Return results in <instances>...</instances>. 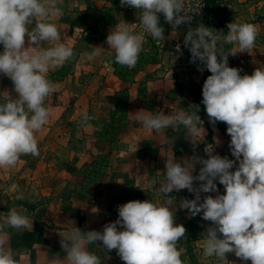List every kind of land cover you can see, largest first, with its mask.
Masks as SVG:
<instances>
[{"label": "crops", "instance_id": "0c3cea01", "mask_svg": "<svg viewBox=\"0 0 264 264\" xmlns=\"http://www.w3.org/2000/svg\"><path fill=\"white\" fill-rule=\"evenodd\" d=\"M58 6L64 15L47 22L57 26L61 36L58 43L72 48L75 55L47 73L56 89L45 100L48 122L35 133L39 156L22 155L15 166L0 167V224H5L13 208L33 220L32 230L5 227L0 232L18 264H67L60 241L72 226L82 231H103L105 224L118 218V205L148 199L164 204L166 198L158 186L166 180L165 162L172 152L177 162L194 155L207 158L205 149L235 159L229 148L227 125L217 122L213 127L209 122L202 104V87L211 73L207 69L201 73L199 62H190L191 53L183 45L185 31L177 28L173 36L163 14H159V22L164 28V41L152 39L144 28L133 31L132 23L140 12L122 7L120 0H58ZM233 22L252 23L258 29L253 50L229 56V67L242 69V76L251 75L256 68L264 67V0H228L226 4L211 0L207 12L193 27L202 23L222 29L226 35L227 24ZM115 25H127L133 33L145 37L134 68L114 62L106 38ZM34 26L35 22L30 27ZM25 40L27 47V36ZM179 43L182 52L174 50ZM51 46L50 42L41 45ZM94 46L105 50L100 57L88 60L86 54ZM232 47L223 44L224 50ZM4 91L17 97L12 81L0 74V97ZM198 106L205 132L201 130L196 137L200 142L195 151L183 127L156 132L144 129L137 119L145 110L153 115L161 111L171 115L184 109L194 112ZM85 111L92 117L89 127L81 124ZM168 138L174 139L171 148ZM200 167L195 166L193 175H198ZM151 182L155 183L149 187ZM217 187L224 194L223 185ZM18 195L23 198L17 199ZM171 195L177 204L181 198H195L187 189ZM201 195L203 199L216 193ZM191 218L187 210L178 209L174 223L190 227ZM195 218L205 232L211 222L204 221L202 214ZM203 239L202 235L198 241V264H251L234 253H227L225 259L204 257ZM87 250L95 253L101 264H125L116 250H104L102 242L87 245Z\"/></svg>", "mask_w": 264, "mask_h": 264}, {"label": "clouds", "instance_id": "9594fccd", "mask_svg": "<svg viewBox=\"0 0 264 264\" xmlns=\"http://www.w3.org/2000/svg\"><path fill=\"white\" fill-rule=\"evenodd\" d=\"M120 4L140 12L139 22L154 40L166 39L159 14L172 26L173 36L178 26L189 25L183 45L191 53L190 62L198 61L201 73L205 69L211 73L202 87V104L213 127L217 122L227 125L231 137L229 148L235 159L205 149L207 158L194 155L177 162L172 152L165 162L166 180L158 186L159 193L166 198L164 204L148 199L118 205V218L105 224L103 231H82L72 226L60 241L66 254L64 259L67 264H101L100 258L87 250V245L102 242L104 250H116L125 264H185L177 243L185 236L186 228L174 223L175 212L183 209L189 218L202 214L204 221L211 222L202 233L204 257L225 259L227 253H234L241 261L264 264V67L243 76L242 69L229 67V56L254 49L257 27L247 22L229 23L226 35L222 29L202 23L193 27L197 13L185 11V0H120ZM63 15L58 0H0V45H3L0 74L12 81L17 94L13 98L4 91L5 95L0 97L3 101L0 102V167L15 166L22 155L39 156L35 133L48 122L45 100L56 89L47 73L75 55L72 48L58 43L61 36L57 26L47 22ZM34 22L35 26L30 27ZM46 42L52 46L41 47ZM106 43L113 50L114 62L131 69L139 60L145 37L133 33L127 25H115ZM223 44L234 47L224 50ZM102 50L105 49L94 46L86 54L88 60L100 57ZM198 111L199 106L194 112L184 109L171 115L163 111L153 115L145 110L137 119L144 129L156 132L183 127L185 138L195 151L200 142L196 137L201 130L205 132ZM91 119L85 111L82 126L89 127ZM168 143L171 148L174 139L168 138ZM197 164L201 165L199 173L193 175ZM216 181L223 185L224 194L219 193ZM184 189L195 198H181L177 204L171 194ZM202 193L216 195H204L202 199ZM5 227L32 230L33 220L13 208L5 224H0V232ZM0 264H18L3 237H0Z\"/></svg>", "mask_w": 264, "mask_h": 264}, {"label": "rangeland", "instance_id": "374dc122", "mask_svg": "<svg viewBox=\"0 0 264 264\" xmlns=\"http://www.w3.org/2000/svg\"><path fill=\"white\" fill-rule=\"evenodd\" d=\"M193 228H190L188 225L185 226L186 234L181 238L177 243V249L182 250L181 259L184 262H191L198 264L199 249L198 241L204 233V228L201 226L199 220L194 218ZM197 251V252H196ZM213 261L212 263H214Z\"/></svg>", "mask_w": 264, "mask_h": 264}, {"label": "built area", "instance_id": "2783aa9c", "mask_svg": "<svg viewBox=\"0 0 264 264\" xmlns=\"http://www.w3.org/2000/svg\"><path fill=\"white\" fill-rule=\"evenodd\" d=\"M210 1L211 0H185V11L187 13H192V12H196L197 13L193 17L192 26H194L196 24V22L205 15V13L208 10ZM222 1L225 4L228 3V0H222ZM200 5H203V6L199 10V6ZM139 16H140V14L137 16L136 20L132 23L133 31H136V30H139L141 28H144L139 22ZM188 27H189L188 24H183V25L178 26L179 29H181V30H183L185 32H187ZM177 45L180 46V50L179 51H177ZM183 49L184 48H183V45L181 43L176 44L174 46V50L177 51V52H182Z\"/></svg>", "mask_w": 264, "mask_h": 264}, {"label": "trees", "instance_id": "16d2710c", "mask_svg": "<svg viewBox=\"0 0 264 264\" xmlns=\"http://www.w3.org/2000/svg\"><path fill=\"white\" fill-rule=\"evenodd\" d=\"M200 116H202V115H200ZM222 128H224V126L222 125ZM210 135H211V130H210ZM211 140V139H210ZM216 183H217V186H219V185H221V184H219V182L218 181H216ZM197 186V185H196ZM192 199V197L190 196V198H189V200H191ZM194 218L195 217H192L191 218V221L189 222V224H190V228H193V224H194Z\"/></svg>", "mask_w": 264, "mask_h": 264}]
</instances>
